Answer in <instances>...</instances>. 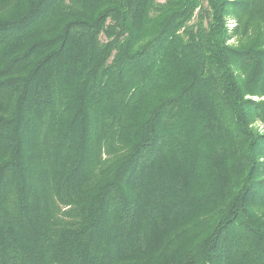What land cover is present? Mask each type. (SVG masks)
Returning a JSON list of instances; mask_svg holds the SVG:
<instances>
[{
	"label": "trees",
	"instance_id": "trees-1",
	"mask_svg": "<svg viewBox=\"0 0 264 264\" xmlns=\"http://www.w3.org/2000/svg\"><path fill=\"white\" fill-rule=\"evenodd\" d=\"M259 126L264 0H0V264H264Z\"/></svg>",
	"mask_w": 264,
	"mask_h": 264
},
{
	"label": "rangeland",
	"instance_id": "rangeland-1",
	"mask_svg": "<svg viewBox=\"0 0 264 264\" xmlns=\"http://www.w3.org/2000/svg\"><path fill=\"white\" fill-rule=\"evenodd\" d=\"M229 22H230L229 25H230L231 28L234 27L235 24H236L234 20H231ZM232 43H234V41H232ZM259 129H260V131L264 132V127L263 126H259Z\"/></svg>",
	"mask_w": 264,
	"mask_h": 264
}]
</instances>
